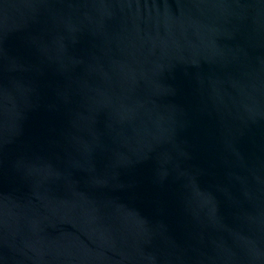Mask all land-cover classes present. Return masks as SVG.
Segmentation results:
<instances>
[{"label":"water","instance_id":"1","mask_svg":"<svg viewBox=\"0 0 264 264\" xmlns=\"http://www.w3.org/2000/svg\"><path fill=\"white\" fill-rule=\"evenodd\" d=\"M0 264H264V0H0Z\"/></svg>","mask_w":264,"mask_h":264}]
</instances>
